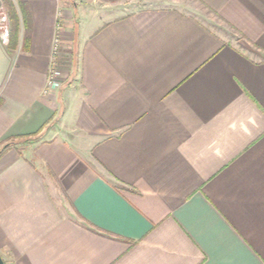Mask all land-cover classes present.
<instances>
[{
  "label": "crops",
  "instance_id": "1",
  "mask_svg": "<svg viewBox=\"0 0 264 264\" xmlns=\"http://www.w3.org/2000/svg\"><path fill=\"white\" fill-rule=\"evenodd\" d=\"M117 1L11 0L4 264H264V0Z\"/></svg>",
  "mask_w": 264,
  "mask_h": 264
},
{
  "label": "built area",
  "instance_id": "2",
  "mask_svg": "<svg viewBox=\"0 0 264 264\" xmlns=\"http://www.w3.org/2000/svg\"><path fill=\"white\" fill-rule=\"evenodd\" d=\"M4 3L1 1L0 2V36L3 40L4 43H8L9 41V33L8 31L10 30V20H8L9 15L7 12L6 7H4ZM56 33L54 35L53 39V46H52V61L47 77L46 83V91H49L50 89H55L61 86V81H62V70H60V53L62 52L63 45H62V36H61V31L60 27L58 25L57 29L55 30Z\"/></svg>",
  "mask_w": 264,
  "mask_h": 264
},
{
  "label": "rangeland",
  "instance_id": "3",
  "mask_svg": "<svg viewBox=\"0 0 264 264\" xmlns=\"http://www.w3.org/2000/svg\"><path fill=\"white\" fill-rule=\"evenodd\" d=\"M186 1L182 2V0H121L117 1L110 7V16L111 15H122L127 14L130 12H133L138 9H146V8H166V7H174L184 11L187 10L185 6L182 5V3H185ZM214 28V27H213ZM72 55V54H71ZM66 55V59L63 61L64 65H59L60 70H62V81L66 80L65 74L71 71L72 69V61L73 56ZM62 84V83H61Z\"/></svg>",
  "mask_w": 264,
  "mask_h": 264
},
{
  "label": "trees",
  "instance_id": "4",
  "mask_svg": "<svg viewBox=\"0 0 264 264\" xmlns=\"http://www.w3.org/2000/svg\"><path fill=\"white\" fill-rule=\"evenodd\" d=\"M2 2L4 3L5 7L8 8L9 14H10V20H11V35L9 36V41H8V45L9 47H11V40H15L18 28H19V23H20V19L24 18L23 13L18 14V11L16 9V7H14L13 3L11 2V0H2ZM23 21L25 22V19H23ZM7 146V145H6ZM5 146V147H6ZM4 148V147H3ZM3 148L0 150V153L3 151Z\"/></svg>",
  "mask_w": 264,
  "mask_h": 264
},
{
  "label": "water",
  "instance_id": "5",
  "mask_svg": "<svg viewBox=\"0 0 264 264\" xmlns=\"http://www.w3.org/2000/svg\"><path fill=\"white\" fill-rule=\"evenodd\" d=\"M0 264H4V261L1 256H0Z\"/></svg>",
  "mask_w": 264,
  "mask_h": 264
}]
</instances>
